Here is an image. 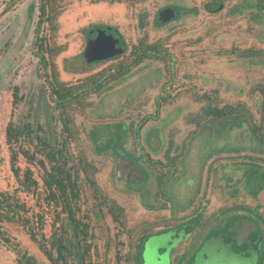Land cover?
Masks as SVG:
<instances>
[{
	"label": "rangeland",
	"instance_id": "374dc122",
	"mask_svg": "<svg viewBox=\"0 0 264 264\" xmlns=\"http://www.w3.org/2000/svg\"><path fill=\"white\" fill-rule=\"evenodd\" d=\"M40 1L0 0V190L20 204L19 219L48 234L60 204L44 196L43 182L14 190L4 143L7 121L30 124L32 138L37 133L55 148L63 144L77 167L87 166L80 175L93 185L81 182L80 208L91 209L97 194L120 215L118 223L106 206L103 217L93 207L91 252L98 264H116L115 253L121 264H205L217 252L204 247L210 232L233 212L234 161L264 160V0H43L39 18ZM162 6L176 15L159 21ZM35 27L59 48L52 61L68 82L130 57L144 35L147 42L167 38L172 70L167 62L146 58L85 96L86 104H71L72 136L62 143L66 132L45 83L49 68L30 45ZM98 31L121 51L88 61L83 50ZM117 152L135 159L144 180L118 177ZM19 163L32 165L35 174L42 170L24 157ZM5 228L46 262L28 232L12 223ZM228 246L217 256L222 264H235V247ZM15 257L0 241V264H18Z\"/></svg>",
	"mask_w": 264,
	"mask_h": 264
},
{
	"label": "trees",
	"instance_id": "16d2710c",
	"mask_svg": "<svg viewBox=\"0 0 264 264\" xmlns=\"http://www.w3.org/2000/svg\"><path fill=\"white\" fill-rule=\"evenodd\" d=\"M43 3L44 1L41 0L38 4L41 11L39 18L43 16ZM34 29L30 45L33 47V54L39 57L42 67L49 68V71H44L45 83L49 88V101L59 108L62 131L66 132L62 143L66 142L68 135L72 136V128L68 118V107L71 104H86L82 101L85 96L101 90L111 80L122 78L132 67L146 58L167 62V69L172 70L173 54L167 50L165 45L167 38H158L153 42H147L144 35L139 41L140 45L132 51L130 57L116 59L100 71L90 73L76 82H68L59 78L56 65L52 61V57L59 53V48H55L49 41V37L42 34L38 27ZM15 90L12 93L13 105H16L18 100ZM206 112L224 113L222 110L215 109H207ZM154 114H158V109ZM148 118L147 115L143 116L140 124ZM37 128L44 131L41 125H38ZM30 129V124L15 125L12 120L7 121L4 127V143L8 151L14 190L16 192L27 191L29 188L38 186L39 182H43L46 186L44 196L52 199V204L59 203L60 208H54L51 213L52 218L49 223L48 234L43 231H41L42 234H38V230L31 226L32 230L24 220L18 218L21 206L17 201L12 200L13 195L0 190V241L15 252V260L18 264H98L93 259V252H91V250H95V246L91 243L94 233L90 231L93 207L98 209L100 216L103 217L106 206L110 219L121 223L119 213L113 207L107 206L103 197L97 194L92 195L95 197L93 207L83 211L79 205L82 191L81 182L93 185V181L88 175L83 177L80 175V172L86 171L87 166L83 169L77 167L71 153L63 144L55 148L50 144L47 136H40L37 133L35 138H32ZM21 157H24L29 164L38 165L42 170H38V174H35L32 165L22 166L19 163ZM8 223L15 224L21 227L23 231L28 232L29 240L46 258V262L37 254L29 252L25 246L22 247L18 242L19 240L7 232L5 225ZM113 235L111 242L114 240V244L117 245L116 233ZM114 255L115 263L121 264L119 261L121 255L118 253ZM124 256L128 258L127 255ZM137 257V254L133 256L134 259Z\"/></svg>",
	"mask_w": 264,
	"mask_h": 264
},
{
	"label": "flooded vegetation",
	"instance_id": "af4514ba",
	"mask_svg": "<svg viewBox=\"0 0 264 264\" xmlns=\"http://www.w3.org/2000/svg\"><path fill=\"white\" fill-rule=\"evenodd\" d=\"M166 7L170 6H162L158 9L157 18H159L160 12ZM98 34L99 32L93 37L90 35L88 39L94 40L98 37ZM89 40L87 41L86 47L89 45ZM88 47H90L94 53L100 52L102 54L100 56L105 55L102 59L110 58L115 54L118 55L121 51L120 48L114 46L113 38L111 36L106 37L104 33H101L97 41H94V43H91ZM91 50L89 52L93 54ZM112 50H116V52L111 55L109 51ZM118 155L119 152H117L115 156L117 157ZM127 160H134L135 162L133 158L130 159L128 157ZM135 168L142 173L136 163ZM219 168H223V162H220ZM233 174L234 194L231 196L233 197V212L231 215H228V219H222L220 224L210 232L212 234L209 235V239H207L209 242L207 244L204 243V247L208 245L206 248L209 250V253L211 252L212 254L216 251H222L223 253V251L228 250L226 247L228 245V247H231L230 244H232L233 247H235L233 250H237L236 252L232 250L235 264H264V204H261L259 201L261 192H263L264 189V160L236 159L233 163ZM129 181L135 182L136 180H132L129 177V180L126 182ZM198 211H200L198 212V214H200L202 212V207L200 210L198 209ZM216 214H218V212ZM222 243L224 248L220 249ZM240 248L244 249L241 250ZM217 252L214 254L215 256L207 255L205 264H211L212 261H215L216 264H222L223 261L219 255L217 256ZM193 264H198V260Z\"/></svg>",
	"mask_w": 264,
	"mask_h": 264
},
{
	"label": "water",
	"instance_id": "95a60500",
	"mask_svg": "<svg viewBox=\"0 0 264 264\" xmlns=\"http://www.w3.org/2000/svg\"><path fill=\"white\" fill-rule=\"evenodd\" d=\"M175 15H176V10H174V8L166 7L160 12L159 20L161 22H166L171 17H173ZM98 32H99L98 37H100L102 32L101 31H98ZM98 37L95 38L94 40H89L88 44L90 45L91 43H94V41H97ZM88 46L84 49V53H83L88 61H90L92 59H99V58L101 59V58H103L105 56V55L104 56H100V55H102L100 52L94 53V51L91 50L90 47H88ZM90 50H91V52L93 54H90V52H89ZM115 52H116V50H112V51H109V54L111 53V55H112ZM117 157H118L117 158V162L119 163V166H120L118 168L119 171L117 172L118 177H121V176L123 177L124 176V179L126 181L129 180L130 176H131L130 179H132V180L139 181V180L142 179L143 174L141 172H139V170H137L133 166L134 160H127V157H124V156H121V155H118ZM127 161H129V162H127ZM120 170H124V173L121 174ZM126 173H129L130 176L127 175ZM259 201H260L261 204H264V189H263V192H261V196L259 197Z\"/></svg>",
	"mask_w": 264,
	"mask_h": 264
}]
</instances>
